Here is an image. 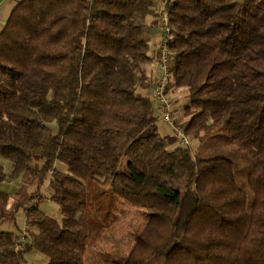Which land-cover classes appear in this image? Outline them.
Segmentation results:
<instances>
[{
    "label": "trees",
    "instance_id": "obj_1",
    "mask_svg": "<svg viewBox=\"0 0 264 264\" xmlns=\"http://www.w3.org/2000/svg\"><path fill=\"white\" fill-rule=\"evenodd\" d=\"M163 10L186 134L240 146L252 161L246 188L230 158L159 131L144 91L158 79L152 30ZM0 159L12 165L0 162V187L49 179L63 214L31 199L7 214L0 188V225L24 208L31 228L26 247L0 232V264H26L34 249L48 264H83L95 183L149 211L120 264H264V0L23 1L0 33Z\"/></svg>",
    "mask_w": 264,
    "mask_h": 264
},
{
    "label": "rangeland",
    "instance_id": "obj_2",
    "mask_svg": "<svg viewBox=\"0 0 264 264\" xmlns=\"http://www.w3.org/2000/svg\"><path fill=\"white\" fill-rule=\"evenodd\" d=\"M156 1L162 8V0ZM160 27L162 32L161 23ZM153 38L152 48H154L155 40L158 37L155 36ZM150 69L154 77H159L160 71L158 65L154 64ZM171 92L173 95L178 93V96L181 97L177 103L180 112H178L175 120L177 119L176 124L179 127H185L184 125L187 121L185 108L189 104L187 90L172 89ZM144 93L152 96L154 99V88L147 89ZM155 105L159 108L156 102ZM157 116L160 133L163 136H173L175 134L174 129L164 121L161 110H157ZM53 127L56 129V124ZM223 132L218 131L215 135H221ZM191 146L194 149L198 148L200 154L223 156L233 160L236 164V177L239 186L241 188L247 187L252 161L240 146L222 138L213 139L212 137L205 138L203 142L193 141L192 139ZM0 162L4 165L6 173H10L11 162L3 159H0ZM125 162L123 160L122 167ZM0 188L10 196V200L5 208L7 214L15 211V205L18 202L31 199L30 208L38 206L58 221H61L63 218L61 208L50 199L49 179L42 185H39L37 181L25 184L22 179L10 180ZM87 191L89 192L90 200V207L87 214L91 224V237L84 251L83 264H120L129 255L136 242L137 235L147 224L149 211L131 206L129 203L114 195L111 188L101 187L97 183L88 187ZM36 192L39 193L33 198ZM102 192H104V195L101 194ZM27 228L29 230H26ZM30 229L27 226L24 208L16 210L14 217L9 216L0 225V232H12L19 239L28 234L26 237L27 242L22 245L23 247H26L28 242H30ZM48 260L46 255L35 249L26 255V264H48Z\"/></svg>",
    "mask_w": 264,
    "mask_h": 264
},
{
    "label": "built area",
    "instance_id": "obj_3",
    "mask_svg": "<svg viewBox=\"0 0 264 264\" xmlns=\"http://www.w3.org/2000/svg\"><path fill=\"white\" fill-rule=\"evenodd\" d=\"M159 21L162 24V38L158 47V68L160 75L154 87V100L160 107L164 121L173 127L181 145L186 147L191 144V138L186 134L185 127H179L176 124L173 97L169 94V87L172 81L171 68L173 65V56L170 50L172 27L164 10L159 17ZM20 242L22 245L26 244V236H23Z\"/></svg>",
    "mask_w": 264,
    "mask_h": 264
},
{
    "label": "crops",
    "instance_id": "obj_4",
    "mask_svg": "<svg viewBox=\"0 0 264 264\" xmlns=\"http://www.w3.org/2000/svg\"><path fill=\"white\" fill-rule=\"evenodd\" d=\"M25 0H0V33L3 32V30L5 29L7 23L9 22L12 14L14 13L15 9ZM148 22L150 24H157L158 20L157 18H153L150 17L148 19ZM160 24H157L156 26H154V29L152 30V39H154L153 37H158L157 40H155L154 43V50H158V47L160 45L161 42V29H160ZM151 71V69H150ZM173 109L175 112V115H178V112H180L177 103L179 102V100L181 99L180 96H178V93H175L173 96ZM27 230V229H26Z\"/></svg>",
    "mask_w": 264,
    "mask_h": 264
}]
</instances>
